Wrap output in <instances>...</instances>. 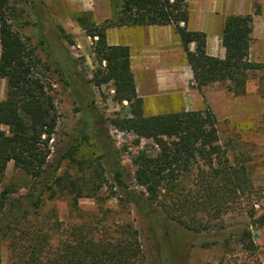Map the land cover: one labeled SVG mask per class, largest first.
Segmentation results:
<instances>
[{"label":"trees","instance_id":"obj_1","mask_svg":"<svg viewBox=\"0 0 264 264\" xmlns=\"http://www.w3.org/2000/svg\"><path fill=\"white\" fill-rule=\"evenodd\" d=\"M108 1L118 9L116 24L109 20L100 25L79 21L86 36L93 40L94 57L105 65L93 75L92 83L95 87L112 83L114 101L129 106V116L111 119L112 127L151 137L159 149L154 156L142 152L136 157L131 178L134 187L142 191L135 192L124 179L130 175L118 160L111 164L105 146L98 142L103 164L116 186L123 190V204L133 206L147 221L153 237L167 222L193 233L207 231L229 211L230 204L243 201L249 207L246 210L251 221L249 227L264 228V208L259 206V214L254 209L264 200V191L253 187L244 166L229 163L219 141L218 122L210 108L144 115L143 101L136 95L130 69L129 48L109 46L106 42L109 28L174 26L193 74L192 87L200 89L215 82H229L228 91L243 95L245 72L261 69L260 64L248 61L251 16L226 18L222 33L226 56L219 60L206 54L204 34L186 29L189 14L185 0ZM8 7V0H0V79L6 81V96L0 101V186L9 163L37 184L31 187L16 213L21 212V217L13 216L10 220L15 222L22 217L26 221L30 211L38 210L47 190L60 188L63 179L56 174L69 153L49 165V142L58 118L54 99L37 72L39 61L9 21ZM191 44H195L193 52L189 50ZM161 136L175 137L178 142L170 140L164 146ZM199 163L202 165L198 166ZM67 189L69 212L78 215L79 220L57 222V227L65 225L59 236L50 233L53 227L42 236L36 226L33 232L26 233L27 244L14 250L9 264H145L138 232L130 224L108 223L91 216L85 219L78 205L83 191L72 182ZM15 192L10 188L1 191L0 215L7 207V197ZM101 214L104 216L106 212L101 210ZM249 227L241 230L237 244L243 251L254 253L257 247ZM5 229L11 231L9 223Z\"/></svg>","mask_w":264,"mask_h":264},{"label":"rangeland","instance_id":"obj_2","mask_svg":"<svg viewBox=\"0 0 264 264\" xmlns=\"http://www.w3.org/2000/svg\"><path fill=\"white\" fill-rule=\"evenodd\" d=\"M108 4L107 0H8V19L39 61L37 72L49 86L57 111L56 130L49 142V165L69 155L61 161L56 174L63 179L60 188L47 190L41 207L30 211L26 221L23 217L15 222L10 220L13 216L21 217V212L16 213L35 182L13 163L7 165L0 193L5 188L16 192L7 197V207L0 215L2 264H9L14 250L27 244L26 233L33 232L36 226L42 236L50 227H53L50 233L59 236L65 223L79 220L78 215L69 212L67 188L71 182L83 191L78 205L85 219L91 216L108 223L130 224L138 232L145 264H254L255 261L264 264V228L249 227L251 221L246 214L249 207L244 201L230 204L229 211L214 222L212 229L193 233L167 222L156 237L135 208L123 204V190L116 186L103 164L98 142L105 146L111 164L118 160L130 175L124 179L135 192L142 191L134 187L131 178L136 157L142 152L154 156L159 149L151 137L112 127L111 119L129 116V106L114 101L112 83L99 87L92 83L93 75L105 65L94 57L93 40L86 36L79 21L95 24V18L99 21L111 10L113 18L109 21L116 24L118 9ZM245 78L246 83L249 81L256 87L254 93L234 95L228 91L230 84L224 86L232 104V116L218 121L219 141L229 163L244 166L249 182L264 191V65L246 71ZM5 96L6 81L0 79V101ZM143 111L146 116L151 113L145 106ZM159 139L164 146L170 140L178 142L170 136ZM260 205L264 208V200L254 206L257 214L261 212ZM99 207L106 212L104 216ZM57 222L64 226L57 227ZM8 223L11 231L5 229ZM248 227L257 247L254 253L243 251L237 244L241 230Z\"/></svg>","mask_w":264,"mask_h":264},{"label":"crops","instance_id":"obj_3","mask_svg":"<svg viewBox=\"0 0 264 264\" xmlns=\"http://www.w3.org/2000/svg\"><path fill=\"white\" fill-rule=\"evenodd\" d=\"M185 2L189 14L186 29L204 34L206 54L219 60L226 56L222 45L226 18L251 16L248 61L264 65V0ZM108 5L110 7V3ZM111 18L110 10L109 15L106 12L99 21L95 18V25ZM180 26L183 27L182 24ZM106 42L109 46L129 48L136 95L143 101V106L151 110L147 115L202 111L204 107H209L217 122L232 116V104L224 89L229 82H215L200 89L192 87L193 74L174 26L109 28L106 31ZM189 50L193 52L195 44H191ZM255 88L248 81L245 87L247 95L254 93Z\"/></svg>","mask_w":264,"mask_h":264},{"label":"built area","instance_id":"obj_4","mask_svg":"<svg viewBox=\"0 0 264 264\" xmlns=\"http://www.w3.org/2000/svg\"><path fill=\"white\" fill-rule=\"evenodd\" d=\"M125 103V102H124Z\"/></svg>","mask_w":264,"mask_h":264}]
</instances>
